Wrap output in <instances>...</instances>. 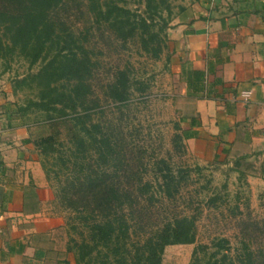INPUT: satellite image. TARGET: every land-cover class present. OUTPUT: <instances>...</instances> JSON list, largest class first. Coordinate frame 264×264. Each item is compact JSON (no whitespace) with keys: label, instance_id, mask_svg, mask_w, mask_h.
Returning a JSON list of instances; mask_svg holds the SVG:
<instances>
[{"label":"trees","instance_id":"1","mask_svg":"<svg viewBox=\"0 0 264 264\" xmlns=\"http://www.w3.org/2000/svg\"><path fill=\"white\" fill-rule=\"evenodd\" d=\"M62 1L0 0V71L14 58L27 64L25 73L9 81L12 94L24 92L23 98L2 104V110L26 127L46 180L55 183V198L69 210L64 224L76 237L68 236L65 250L75 264H161L165 246L195 241L194 216H173L144 235L131 230L134 208L151 183L130 180L122 143L92 119V61L78 37L52 17ZM86 1L95 23H105L120 40L137 37L145 54L159 58L170 20L167 0ZM129 2L142 4V10ZM132 83L126 69H118L105 95L124 102ZM134 83L135 91L145 90L142 82ZM175 128L172 142L183 151L184 134ZM153 171L157 189L171 197L188 169L174 170L160 158ZM242 247L230 255L228 239L215 237L197 243L188 264H264V247Z\"/></svg>","mask_w":264,"mask_h":264},{"label":"crops","instance_id":"2","mask_svg":"<svg viewBox=\"0 0 264 264\" xmlns=\"http://www.w3.org/2000/svg\"><path fill=\"white\" fill-rule=\"evenodd\" d=\"M178 17L159 58L184 147L198 164L227 161L238 179L264 182V0H201ZM27 138L0 110V262L10 264H20L32 235L63 225Z\"/></svg>","mask_w":264,"mask_h":264},{"label":"rangeland","instance_id":"3","mask_svg":"<svg viewBox=\"0 0 264 264\" xmlns=\"http://www.w3.org/2000/svg\"><path fill=\"white\" fill-rule=\"evenodd\" d=\"M199 1L167 0L170 20L166 33L184 9ZM127 5L138 8V11L143 8L142 4L133 2ZM51 15L75 34L88 50L92 61L88 82L91 97L97 101L92 119L113 131L117 141L122 143L130 167V180L140 177L151 183L147 194L134 208L131 230L144 235L173 216H194L195 241L165 246L161 264H188L193 247L197 243L209 244L215 237L228 239L230 255H239L243 243L254 251L264 247V189L261 187L264 182L253 181L258 177L254 175L238 179V171L233 170L227 161L198 164L184 144L183 151L177 149L172 142L177 113L171 101L173 98L161 87L164 81L162 60L145 54L137 37L120 40L105 23H95L86 0H63ZM118 69H126L133 82L124 102H115L105 95L106 85L113 80ZM26 70V62L14 58L6 71H0V101L3 104L23 98L24 92L13 95L11 87L8 96L5 95L3 87L11 77ZM135 81L146 85L145 90L135 91ZM160 158L167 160L174 170L188 169L178 191L171 197L157 189L153 170ZM246 167V170L252 169ZM51 182L48 183L53 190L55 183ZM150 194L154 198L149 199ZM54 202L53 211L60 212L63 217L62 228L44 235H32L29 241L32 246L21 256L20 264H75L72 252L65 250L68 236L76 237L73 232L67 233L64 224L69 210L63 208L55 196ZM33 246L37 250L34 251Z\"/></svg>","mask_w":264,"mask_h":264},{"label":"built area","instance_id":"4","mask_svg":"<svg viewBox=\"0 0 264 264\" xmlns=\"http://www.w3.org/2000/svg\"><path fill=\"white\" fill-rule=\"evenodd\" d=\"M240 96H241V99L245 100L247 98V92L241 93ZM233 98H236V96L233 97ZM262 109L264 110V103L262 104Z\"/></svg>","mask_w":264,"mask_h":264}]
</instances>
